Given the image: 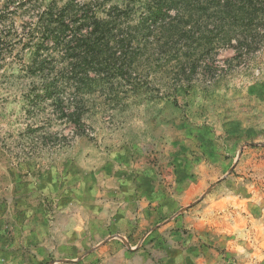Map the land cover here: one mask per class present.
Here are the masks:
<instances>
[{"label":"rangeland","instance_id":"rangeland-1","mask_svg":"<svg viewBox=\"0 0 264 264\" xmlns=\"http://www.w3.org/2000/svg\"><path fill=\"white\" fill-rule=\"evenodd\" d=\"M88 1L0 0V264H96L102 240L84 243L88 224L66 203L91 172L127 162L151 170V194L169 202L168 218L185 215L189 264H264V13L245 26H122L127 72L60 93L67 113L80 103L76 133L29 68L38 48L61 67L65 49L31 28L45 10ZM233 30L240 35L228 42ZM110 238L135 254L146 248L140 237Z\"/></svg>","mask_w":264,"mask_h":264},{"label":"trees","instance_id":"trees-1","mask_svg":"<svg viewBox=\"0 0 264 264\" xmlns=\"http://www.w3.org/2000/svg\"><path fill=\"white\" fill-rule=\"evenodd\" d=\"M104 6L103 2L89 0L82 8L70 3L59 13L45 10L40 14L37 26L31 28L32 34L47 37L55 46L65 49L64 56L68 60L62 58L64 64L61 67L56 66L53 59L39 58L38 48L29 68L42 75L41 88L54 95L56 103L62 105V112L76 123V133L83 131L80 103L78 100L76 104L70 102L69 107L73 110L67 113L61 94L66 89L75 93L88 91L101 85L99 78L127 72L129 43L118 38L122 26L145 29L155 26H245L248 16L255 25L260 13H264L261 0H126L122 6ZM172 10L175 15L170 14ZM101 12H105L104 16L100 15ZM67 15L74 26L66 24ZM84 26L91 27L89 34H77ZM70 28L75 34L68 39ZM238 35L234 30L227 32V41L231 42ZM112 39L121 48L120 54L109 44ZM90 71L96 72L97 77L90 76Z\"/></svg>","mask_w":264,"mask_h":264},{"label":"crops","instance_id":"crops-1","mask_svg":"<svg viewBox=\"0 0 264 264\" xmlns=\"http://www.w3.org/2000/svg\"><path fill=\"white\" fill-rule=\"evenodd\" d=\"M123 158L121 154L118 160ZM151 176L149 168L137 169L127 162L114 172H91L70 193L66 204L76 210L71 214L88 224L84 243L92 237L102 240L93 257L96 264H189L192 253L185 245L193 240L183 230L185 215L175 212V216L167 217L169 202L153 197ZM161 218L166 219L158 222ZM204 219L200 218L198 224L203 225ZM115 234L140 237L139 242L146 240V248L136 254L130 252L128 245L124 247L116 238H110ZM197 264L210 263L200 257Z\"/></svg>","mask_w":264,"mask_h":264}]
</instances>
